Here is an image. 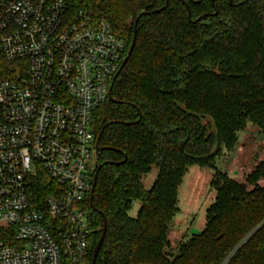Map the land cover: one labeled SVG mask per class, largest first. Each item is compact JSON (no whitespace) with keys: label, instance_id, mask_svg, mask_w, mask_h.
I'll use <instances>...</instances> for the list:
<instances>
[{"label":"trees","instance_id":"trees-1","mask_svg":"<svg viewBox=\"0 0 264 264\" xmlns=\"http://www.w3.org/2000/svg\"><path fill=\"white\" fill-rule=\"evenodd\" d=\"M88 2L94 20L124 42L122 60L138 21L110 91L114 102L93 114L95 144L105 150L88 168L91 182L96 174L92 206L90 192L79 205L94 231L86 262L104 219L95 264H264V162L243 182L215 167L248 123L264 136V0ZM7 68L0 61L3 77ZM191 167L214 171V196L202 230L172 248L169 228ZM53 188L43 172L30 179L32 207H44Z\"/></svg>","mask_w":264,"mask_h":264},{"label":"built area","instance_id":"built-area-1","mask_svg":"<svg viewBox=\"0 0 264 264\" xmlns=\"http://www.w3.org/2000/svg\"><path fill=\"white\" fill-rule=\"evenodd\" d=\"M123 51L88 0H0V264H89L93 114ZM39 172L54 188L34 208Z\"/></svg>","mask_w":264,"mask_h":264},{"label":"rangeland","instance_id":"rangeland-1","mask_svg":"<svg viewBox=\"0 0 264 264\" xmlns=\"http://www.w3.org/2000/svg\"><path fill=\"white\" fill-rule=\"evenodd\" d=\"M94 152L90 158V168H94ZM264 162V136L256 127L248 123L238 134L237 143L232 152L223 153L215 167L226 172L237 182H243L260 163ZM212 169L200 170L191 167L183 178L180 187V212L176 214L169 228V241L172 248H176L184 234L200 232L203 228L204 211L212 202L214 192L210 188ZM155 178V171H151L144 179L145 188H149ZM259 185H264L260 181ZM138 203H134L129 216L135 217ZM189 236L187 234L186 238ZM185 238V239H186Z\"/></svg>","mask_w":264,"mask_h":264},{"label":"water","instance_id":"water-1","mask_svg":"<svg viewBox=\"0 0 264 264\" xmlns=\"http://www.w3.org/2000/svg\"><path fill=\"white\" fill-rule=\"evenodd\" d=\"M231 1H232V0H229V5H231ZM182 4H183V6H184L185 9H186V12H187V18L189 19V16H190L189 6H188L185 2H183V1H182ZM166 6H167V4H165L164 7L160 8V9H158V10H154V11H151V12H149V13H144V14H146V15H154V14H157V13L163 11V10L166 8ZM141 15H142V14H141ZM198 20H199V19H197L196 21H198ZM137 21H138V18L134 21V24H133L132 40H131V44H130V46H129V49H128V51H127V54H126L125 58H124L123 61H122V64H121L120 70H119V71L117 72V74L113 77L112 82H111V84H110V87H109V95H108V100H109L110 102H114V101L111 100V98H110V91H111L112 85H113L114 81L117 79V77H118V75H119L121 69H122L123 66L126 64L128 58H129V56H130V54H131V52H132V48H133V45H134V42H135V33H136V24H137ZM132 124H133V123H127L126 125H132ZM96 141H97V140H96ZM104 150H105V148H99V147L97 146V144H95V150H94V157H95V160L99 157L100 153H101L102 151H104ZM121 163H122V162H120L119 164H121ZM100 167H101V165L97 167L96 171H98ZM95 180H96V174H94V176H93V178H92V182H91L90 196H89V205H90V207L92 206V205H91V194H92V191H93L94 186H95ZM89 221H90V220H89ZM105 231H106V224H105V220L103 219V225H102V229H101L100 237H99V239L97 240V242H96V244H95V246H94V248H93L92 255H91V261H90V264H95V260H96V257H97V254H98V251H99V249H100V247H101V244H102V241H103V238H104V235H105Z\"/></svg>","mask_w":264,"mask_h":264},{"label":"crops","instance_id":"crops-1","mask_svg":"<svg viewBox=\"0 0 264 264\" xmlns=\"http://www.w3.org/2000/svg\"><path fill=\"white\" fill-rule=\"evenodd\" d=\"M203 226H204V222H203ZM187 234H193V233H190V232H189V233H186V235H187ZM184 235H185V234H184ZM168 238H169V235H168Z\"/></svg>","mask_w":264,"mask_h":264}]
</instances>
